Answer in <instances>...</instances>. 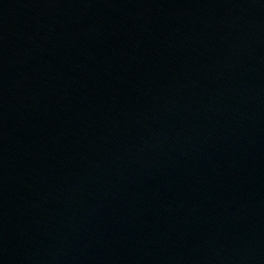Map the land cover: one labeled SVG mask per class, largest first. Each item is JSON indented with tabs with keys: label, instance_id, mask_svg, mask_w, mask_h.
I'll list each match as a JSON object with an SVG mask.
<instances>
[{
	"label": "water",
	"instance_id": "95a60500",
	"mask_svg": "<svg viewBox=\"0 0 264 264\" xmlns=\"http://www.w3.org/2000/svg\"><path fill=\"white\" fill-rule=\"evenodd\" d=\"M0 264H264V0H0Z\"/></svg>",
	"mask_w": 264,
	"mask_h": 264
}]
</instances>
